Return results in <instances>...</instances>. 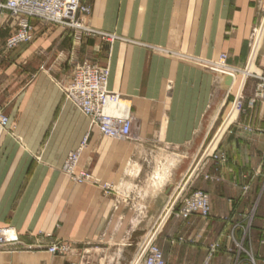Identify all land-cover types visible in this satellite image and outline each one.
Returning a JSON list of instances; mask_svg holds the SVG:
<instances>
[{"label": "crops", "instance_id": "0c3cea01", "mask_svg": "<svg viewBox=\"0 0 264 264\" xmlns=\"http://www.w3.org/2000/svg\"><path fill=\"white\" fill-rule=\"evenodd\" d=\"M81 3L89 13L79 21L113 40L76 41L73 28L36 18L30 42L6 48L8 29L0 38V227L21 242L0 250V264H130L152 230L165 264H264V101L252 100L264 0ZM221 53L235 69L228 86L209 67ZM74 59L108 66L107 88L130 105V140L102 136L65 99ZM81 146L78 169L90 180L78 184L63 166ZM185 181L208 194L209 217L167 213ZM244 226L247 236L235 229ZM57 241L67 253L47 250Z\"/></svg>", "mask_w": 264, "mask_h": 264}, {"label": "built area", "instance_id": "2783aa9c", "mask_svg": "<svg viewBox=\"0 0 264 264\" xmlns=\"http://www.w3.org/2000/svg\"><path fill=\"white\" fill-rule=\"evenodd\" d=\"M0 8L6 10L9 17L17 19V23L12 27L11 32L5 39V46L8 49L17 47L19 44L28 43L32 39L31 18H36L41 22L65 24L71 27L80 28L87 33H97L95 30L81 25L78 14H88L89 7L82 4L81 0H5ZM77 18V19H76ZM74 20V22H71ZM103 38L111 39L112 34L100 32ZM258 34V32H257ZM76 41L80 40L79 34ZM257 37V35H256ZM255 37V39H256ZM73 74L68 82L61 84L64 97L72 101L85 115L90 118L92 127L108 138L125 139L130 136L132 118L130 115V105L124 107L121 115L116 113H105L108 104H119L122 97L107 88L109 76L108 66H99L89 61H72ZM209 67L221 75L235 72V69L227 64V54L221 53L216 61L211 62ZM259 79L254 97L264 101V75L259 74ZM240 97L236 98L232 107L237 111L241 109ZM126 100V99H124ZM8 118L0 115V125L6 126ZM87 138H84L83 144ZM82 146L69 152L63 171L71 175L74 180H80L88 175L74 172L76 162L79 158ZM214 158L216 156L214 155ZM106 193L112 191L110 184H104ZM187 181L179 183L174 189L170 198L167 213H174L177 216L188 217L196 214L207 218L211 213L210 199L207 193L202 190L189 191ZM156 230H152L144 235L136 244L134 256L130 264H165L162 251L155 243ZM18 233L13 227H0V249L20 245ZM216 245L211 246L210 254L215 250ZM68 245L62 242H54L48 246L47 250L53 254H65ZM74 264V263H70ZM203 264H208L206 260Z\"/></svg>", "mask_w": 264, "mask_h": 264}, {"label": "rangeland", "instance_id": "374dc122", "mask_svg": "<svg viewBox=\"0 0 264 264\" xmlns=\"http://www.w3.org/2000/svg\"><path fill=\"white\" fill-rule=\"evenodd\" d=\"M5 2V0H0V5L1 4H3ZM6 10H4V9H2V8H0V38H1V36H2V33L3 32H5V31H7V30H5V29H8V30H11L12 29V27L13 26H15V24L17 23V19L16 18H14V17H9L8 16V14H7V16H4V15H6ZM76 17L78 18V16L76 15ZM76 18V19H77ZM71 22H74V20H71ZM81 23V22H80ZM51 24V23H50ZM55 24V23H54ZM59 25H62V26H64V27H70V28H73V27H71L70 25H65V24H59ZM81 25L82 26H84V27H86L85 25H83L82 23H81ZM73 31L75 32V34H74V39H77V35L79 34V37H80V40H81V38H84V37H87V36H96V35H98V34H96V33H87L86 31H84V30H82V29H80V28H73ZM76 32H78V34H76ZM100 37L102 38V39H106V40H109V39H107V38H103L101 35H100ZM6 39V38H5ZM5 39H4V44H5ZM114 38H111L110 40H113ZM262 75H264V73L262 74ZM257 76V75H256ZM255 76V87H254V89H253V93H252V100H261V101H263V99H260V98H256V97H254V93H255V91H256V88H257V85L259 84V79H258V77H256ZM236 100V99H235ZM234 100V101H235ZM233 101V102H234ZM239 101H240V103H241V108H242V100L241 99H239ZM232 105H233V103H232ZM0 115H2V114H0ZM7 117V116H6ZM228 117V116H227ZM8 118V117H7ZM100 133V132H99ZM131 134V133H130ZM103 136V135H102ZM122 140V142H124V141H127V140H130V136L128 137V138H125V139H121ZM150 149H154L155 150V153H157L156 155H158L159 153L162 155L163 153H166L165 151L164 152H161L160 150H158L157 148H150ZM146 150V149H145ZM80 155H81V152H80ZM80 155H79V158H78V160H77V162H76V165H75V169H74V172L76 173V174H80V173H84V174H86V175H88V172H86V171H83V170H80V169H78V165H79V160H80ZM65 172V171H64ZM66 173V172H65ZM67 174V173H66ZM70 178H71V175L70 174H67ZM72 179V178H71ZM72 180H74V179H72ZM90 179H89V177H84V178H82V179H80V180H74V182L75 183H78V184H81V183H84V182H87V181H89ZM159 182H161V180H159ZM156 183H158V180H155V184ZM180 183H183V182H180ZM162 184V182L161 183H158V184H156V185H161ZM179 184V183H178ZM178 184H176V185H174V189L178 186ZM190 190L189 191H194V190H198V189H191V187L189 188ZM204 192V191H203ZM210 205H211V203H210ZM210 215H211V213H210ZM209 215V216H210ZM172 216H175V217H178V218H183V219H186V218H188V217H182V216H177V215H175L174 213H172ZM208 216V217H209ZM247 219L248 220H250V219H252V217H250V214L247 216ZM235 229H239L241 232L243 231L244 232V230H245V235L247 236V233L248 232H246L247 231V227L245 228V226L244 227H240V228H238V227H235ZM244 234V233H243ZM139 236H141V234L139 235ZM143 236V235H142ZM235 236L236 237H238L237 236V233L235 234ZM235 237V240H234V251L237 253V256H242V255H244V257H245V259H246V257H247V261L248 262H250V258H249V255H248V253H247V251L245 250V248L243 249L242 248V244L240 243V241L239 240H237V238ZM212 245H216V247H215V250L213 251V252H211V255L209 256V258L213 255V254H215V252L217 251V249L219 248V246H220V244H219V242H213V243H211V244H209V250H208V252H209V254H210V250H211V246ZM244 245V244H243ZM3 249H6V248H3ZM3 249H0V250H3ZM133 252H135V248H134V251ZM133 256H134V254H133ZM245 259H243V260H245ZM131 261H132V259H131ZM246 261V260H245ZM209 262V261H208ZM236 262H238V260H236Z\"/></svg>", "mask_w": 264, "mask_h": 264}, {"label": "bare ground", "instance_id": "6f19581e", "mask_svg": "<svg viewBox=\"0 0 264 264\" xmlns=\"http://www.w3.org/2000/svg\"><path fill=\"white\" fill-rule=\"evenodd\" d=\"M234 73H235V72H232V73H229V74L227 73V74H224L223 76H225V75H229V76L232 77V81H233ZM128 103H129V102H128L127 100L122 99V100L119 102V104H113V103L108 104V105L105 107V113H107V114H113V113H116V114H118V115H121L122 112H123L124 107L127 106Z\"/></svg>", "mask_w": 264, "mask_h": 264}, {"label": "water", "instance_id": "95a60500", "mask_svg": "<svg viewBox=\"0 0 264 264\" xmlns=\"http://www.w3.org/2000/svg\"><path fill=\"white\" fill-rule=\"evenodd\" d=\"M231 82H232V77L229 76V75H225V76H224V84H225L226 86H228V85L231 84Z\"/></svg>", "mask_w": 264, "mask_h": 264}]
</instances>
